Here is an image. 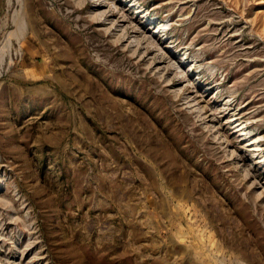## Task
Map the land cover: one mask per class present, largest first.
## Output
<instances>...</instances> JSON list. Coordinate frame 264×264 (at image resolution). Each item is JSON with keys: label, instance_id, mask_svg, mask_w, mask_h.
Instances as JSON below:
<instances>
[{"label": "rangeland", "instance_id": "374dc122", "mask_svg": "<svg viewBox=\"0 0 264 264\" xmlns=\"http://www.w3.org/2000/svg\"><path fill=\"white\" fill-rule=\"evenodd\" d=\"M94 3L0 0V264H264V0Z\"/></svg>", "mask_w": 264, "mask_h": 264}, {"label": "bare ground", "instance_id": "6f19581e", "mask_svg": "<svg viewBox=\"0 0 264 264\" xmlns=\"http://www.w3.org/2000/svg\"><path fill=\"white\" fill-rule=\"evenodd\" d=\"M99 5H101V0H95V3H94L93 6L96 8V11L93 12L91 16H92L93 19H99V20H101L104 23L106 20H108V16H107L108 15V12L107 11H104V10L103 11L97 10ZM115 27H118V26H115ZM107 30L109 31V28H106L105 31H107ZM126 36H127L126 31L124 30V28H121L120 29V32L118 31V34L116 35V41L117 40H122ZM133 41L135 42V45L138 46V44H139V38L134 37ZM239 130L241 131V133L244 132V128H242V127ZM256 139H257V137H255L253 140H251L252 142H254V145H257V140Z\"/></svg>", "mask_w": 264, "mask_h": 264}]
</instances>
